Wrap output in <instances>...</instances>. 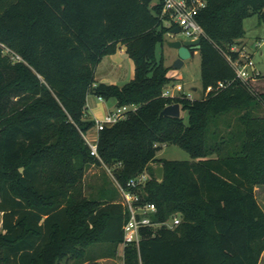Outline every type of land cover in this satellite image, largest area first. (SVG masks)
<instances>
[{
	"label": "trees",
	"instance_id": "1",
	"mask_svg": "<svg viewBox=\"0 0 264 264\" xmlns=\"http://www.w3.org/2000/svg\"><path fill=\"white\" fill-rule=\"evenodd\" d=\"M152 2L0 0V264L91 260L88 248L103 243L113 245L103 255L117 257L126 214L116 194L85 196L82 182L93 164L113 169L123 186L149 172L143 195L158 208L155 220L181 215L174 229L156 236L145 230L139 248H125L124 264L260 263L264 93L236 80L225 54L239 59L231 48L245 37L247 18L264 21V0H207L198 15L205 32L198 99L162 96L174 78L157 46L170 28L161 18L163 0ZM121 46L134 78L123 86L97 84L98 65ZM220 81L230 83L217 89ZM90 95L136 107L99 133L102 162L82 135L94 126L85 120ZM176 103L187 119L161 116ZM166 144L192 160L157 158ZM155 162L164 168L162 180Z\"/></svg>",
	"mask_w": 264,
	"mask_h": 264
},
{
	"label": "built area",
	"instance_id": "2",
	"mask_svg": "<svg viewBox=\"0 0 264 264\" xmlns=\"http://www.w3.org/2000/svg\"><path fill=\"white\" fill-rule=\"evenodd\" d=\"M207 5V0H163V9L161 18L166 26L170 28L167 35L174 37L172 30L179 28V34L186 36L185 40L202 39L205 34L203 27L198 21L200 11ZM236 45V44H235ZM232 46V51L240 52L239 59L234 60L230 54H225L228 62L233 67L236 80L241 81L244 85L253 84L254 81L261 76V72L257 69L252 57L246 54L243 50L236 49ZM7 52H10L7 50ZM13 59L21 60L19 56H14ZM230 82L220 81L217 89L226 88ZM213 88L209 87L207 92ZM163 97H187L194 99L191 93L186 94L184 86L181 83L173 82L164 87ZM135 106H116L113 110L107 112L102 119H95L93 130L94 136L92 140L82 133L86 144L90 149L93 157L102 162L98 151L99 133L107 128H111L120 121L128 117L131 110H135ZM111 175H113L116 187L120 193V204L124 207L126 214L125 223L123 225L124 238L122 242L123 256L124 250L127 246H136L139 248L143 239V232L147 229H152L153 236L155 232L163 227L174 229L181 223V215L179 213L173 214L169 220L165 222H158L155 220L158 214V208L154 203L147 202L143 195V189L147 183L152 179L149 172L144 171L138 176L130 179L125 186L121 185L115 178L113 169L105 164H102Z\"/></svg>",
	"mask_w": 264,
	"mask_h": 264
},
{
	"label": "rangeland",
	"instance_id": "3",
	"mask_svg": "<svg viewBox=\"0 0 264 264\" xmlns=\"http://www.w3.org/2000/svg\"><path fill=\"white\" fill-rule=\"evenodd\" d=\"M160 0H153L152 5H156ZM245 26V38L237 43L236 49H242L246 54L252 57L257 69L261 72V76L253 82L256 91L264 93V21L260 19L258 15L247 18L244 22ZM186 36L183 34H177L174 37L170 35L165 36L166 40H185ZM164 57L165 66L170 67L169 75L174 78L168 84L173 82L181 83L184 86L186 94L191 93L194 99H198L203 95V85L201 77V55L199 50L195 52V55L190 59H187L184 65L180 69L173 67L175 60L178 58L177 51L166 44L157 46V57L160 59ZM135 65L131 59H128L124 67L125 78L117 80L119 86H123L128 83L134 77ZM97 73V70H96ZM192 88H197V90ZM110 105L114 108L112 102ZM260 115L264 116V104L260 110ZM181 116L187 119L188 113L181 110ZM236 121L235 116L232 118V122ZM86 135L94 140V130L90 129L86 132ZM157 158L167 160L189 161L192 160L188 152L183 150L177 145L166 144L163 149L158 153ZM151 167L157 168L160 165L158 162L151 163ZM83 192L86 197L98 199L100 191L103 189L106 193L116 194L118 200L120 199L119 191L116 187L113 175L107 171L103 165H91L83 178ZM256 196L259 204L264 209V185L256 188ZM2 213L0 212V234L2 233ZM113 248V245L108 243L97 244L89 249L90 255H93V259L89 260L88 257L81 258L78 256H68L60 261L59 264H124L123 258V246L119 245L118 255L115 259H109L107 261H97V257L108 253ZM264 264V260L262 263Z\"/></svg>",
	"mask_w": 264,
	"mask_h": 264
},
{
	"label": "crops",
	"instance_id": "4",
	"mask_svg": "<svg viewBox=\"0 0 264 264\" xmlns=\"http://www.w3.org/2000/svg\"><path fill=\"white\" fill-rule=\"evenodd\" d=\"M244 38L242 40H244ZM128 59L130 58L126 53L125 46H121L115 54L105 56L97 67L95 82L97 84L101 82H105L109 84H117L118 82L117 80H122L123 78H125V73L123 70ZM134 74H135V70H134ZM194 89L197 90V88H192L193 91ZM110 102H112L115 107L117 106V102L115 99H110L107 101L94 95L88 96L87 106L85 110V120L93 122L95 119H102L107 112L115 108V107L113 108L110 105ZM118 202H120V199L118 200ZM117 255H118V250H117ZM109 259L110 258L101 255V257H99L97 261H107ZM262 260H264V253L262 254L260 263H262ZM122 262L124 263L123 259Z\"/></svg>",
	"mask_w": 264,
	"mask_h": 264
},
{
	"label": "water",
	"instance_id": "5",
	"mask_svg": "<svg viewBox=\"0 0 264 264\" xmlns=\"http://www.w3.org/2000/svg\"><path fill=\"white\" fill-rule=\"evenodd\" d=\"M179 28L172 30L174 35L179 34ZM202 39L197 40H166V44L175 49L178 54V58L175 60L173 67L175 69H180L187 59H190L195 55V52L201 49ZM161 116H181V105L176 103L167 106L162 112ZM164 168L159 166L155 169V175L158 180L163 179Z\"/></svg>",
	"mask_w": 264,
	"mask_h": 264
}]
</instances>
